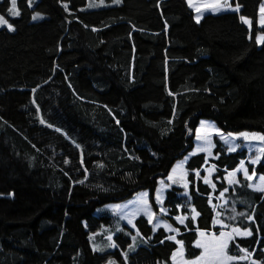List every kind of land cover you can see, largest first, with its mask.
Masks as SVG:
<instances>
[{"label":"trees","instance_id":"16d2710c","mask_svg":"<svg viewBox=\"0 0 264 264\" xmlns=\"http://www.w3.org/2000/svg\"><path fill=\"white\" fill-rule=\"evenodd\" d=\"M262 2L234 0L239 11L198 22L187 0H0L11 26H0V264H173L164 228L143 215L138 234L112 228V212L97 209L143 190L157 208L159 180L194 148L202 119L264 135ZM214 143L217 195L247 150ZM205 161L190 156L189 195L174 187L163 203L187 259L202 252L199 229H219L213 191L196 178ZM249 169L264 174V154ZM239 182L228 205L251 236L227 251L252 256L231 264H264V193Z\"/></svg>","mask_w":264,"mask_h":264},{"label":"rangeland","instance_id":"374dc122","mask_svg":"<svg viewBox=\"0 0 264 264\" xmlns=\"http://www.w3.org/2000/svg\"><path fill=\"white\" fill-rule=\"evenodd\" d=\"M189 6L195 11V17L198 22H200L206 14H218L221 12H228L237 10L238 5H234V0H187ZM244 22L251 27L252 22L248 17L243 18ZM7 22V21H6ZM10 26L9 22L0 23V26ZM258 25L260 27H264V0L260 6V13L258 17ZM257 41L259 44H262L264 41V32L259 31L257 35ZM222 133V134H219ZM246 134V135H245ZM219 136L227 145L228 149L231 151L236 150L237 142L241 139H244L241 142L245 143V147L248 148V164L256 165L257 162L263 156L264 151V140L258 139L259 137H264L263 134L259 132H229L224 133L221 132L216 126L215 122L208 119H202L197 131H196V141L195 147L191 152H189L184 158L178 160L173 166L171 172L164 179H160L158 183V188L156 192V201L157 208H155L149 200V194L147 190H143L138 192L132 198L121 202H114L104 205L103 207H98L97 211H101L103 208L109 209L112 214L115 216V221L112 228H120L122 222H124L127 226H129L136 234L140 233L139 229L136 225V220L139 216H145L149 221L151 217V225L154 231H157L160 228H164L167 232H170L172 236L175 237V241L180 244V247L176 249L173 255L174 264H191L192 261L197 260L199 257L194 259H187L184 255V247L183 243L180 242L177 238L178 229L173 226L171 221L169 220V210L164 206V199L166 197V191L168 189L178 187L180 189V194L189 195V179H188V169L186 168V163L188 158L191 155L196 153H204L206 156V162L203 166V172L198 171L196 173L197 179H201L204 183H206L212 190L216 189V184L214 182V175L217 171V167L213 163V159L216 158L214 154V137ZM198 137H200L198 139ZM242 146V144H241ZM246 161H243L238 169L233 172L227 173L225 176L226 181L229 187H232L238 182L240 176H245V171L247 172V176L250 174L248 172ZM178 165H182V167L177 168ZM173 169H176L174 172ZM250 176V175H249ZM172 177V179H169ZM252 185L254 187L264 188V182L260 181L258 178L261 177L259 174H253L251 176ZM207 181V182H206ZM147 195H143V194ZM223 193V195H221ZM219 195L211 194L210 203L215 209V217L214 223L218 225V227L222 228L219 232L212 230L211 232L203 231L205 234L202 238L201 235L198 241H203L208 245L209 252L204 264H214L215 256H216V248L213 242L210 241V237L217 236L219 237L221 233L228 234V232H233V228L238 229L237 222L238 211L229 206V196L228 190L221 192ZM159 197V199H157ZM183 218L185 223V216L179 214L175 216L174 219L178 222L177 218ZM193 217H197L196 212H193ZM219 221L220 223H217ZM181 224V223H180ZM169 226L176 231H170ZM241 228V227H240ZM231 229V231H230ZM227 230V231H226ZM110 229H105L103 232L109 233ZM100 233V232H98ZM234 233V232H233ZM97 233H92L91 239L95 241ZM111 237V241H113V235L109 234ZM227 239V235L225 236ZM230 240H228L229 243ZM182 243V247H181ZM93 248H99V242L92 243ZM204 249V248H203ZM247 254V255H246ZM241 259H252L251 255L246 253ZM202 256V255H201ZM118 261L110 260L107 264H118ZM255 262V260L253 261Z\"/></svg>","mask_w":264,"mask_h":264},{"label":"snow or ice","instance_id":"6c2138e0","mask_svg":"<svg viewBox=\"0 0 264 264\" xmlns=\"http://www.w3.org/2000/svg\"><path fill=\"white\" fill-rule=\"evenodd\" d=\"M12 3H13V8H15V0H12ZM12 14L13 15H19V13L15 12V11H13ZM33 19H36V17H33ZM0 23H7V22L3 19V17H0ZM9 28L11 29V26H9ZM199 138L200 137H198V139ZM258 139L264 140V137H259ZM180 167H182V165H178L177 166V168H180ZM173 171L175 172L176 169H173ZM245 176H247V172L246 171H245ZM248 178L251 179L252 177H248ZM169 179H172V177H169ZM258 179L260 181L264 182V176H261ZM256 190L264 191V188L257 187ZM225 191H227V189H225ZM143 195H147V194L145 193ZM221 195H223V193H221ZM157 199H159V197H157ZM192 211L195 213V209H193ZM196 215H198V213H196ZM177 219L179 220V222L181 224L184 223V219L183 218H179L178 217ZM150 222H151V217H150ZM217 223H220V222L217 221ZM169 230L170 231H176L175 229H172L170 226H169ZM232 231L235 232L237 235H241V236H243V235H251V232H240L239 229H235V228ZM200 235L203 238L205 234L203 232H201ZM226 235H227V239H225ZM167 238L171 239V240H175L174 236H170V237H167ZM109 239H111V237H109ZM209 239H210L211 242H213V244L215 245V248H216V256H215L214 264H226L227 261H231L233 259L231 256H229L227 254V251H226L227 247H228V240L232 239L231 233H228V234L221 233L219 237L212 236ZM197 246L204 248V254L202 256H200L197 260L192 261L191 264H204V262H205V260L207 258L208 252H209L208 245L206 243H204L203 241H198L197 242ZM181 247H182V243H181Z\"/></svg>","mask_w":264,"mask_h":264},{"label":"crops","instance_id":"0c3cea01","mask_svg":"<svg viewBox=\"0 0 264 264\" xmlns=\"http://www.w3.org/2000/svg\"><path fill=\"white\" fill-rule=\"evenodd\" d=\"M238 9L237 10H234V11H239V9H240V7L238 6L237 7ZM220 130V129H219ZM221 131V130H220ZM222 132V131H221ZM225 133V132H224ZM219 134H222V133H219ZM217 136V135H216ZM221 139V138H220ZM222 140V139H221ZM244 139H241V140H239L238 142H237V148H236V150H234V151H231L230 149H228V151L229 152H235V151H237L238 149H241V148H244V149H246L247 150V158L246 159H244L243 161H246V164H248V160H249V156H248V148L247 147H245V143L247 142V140H245V142H241V141H243ZM195 141H196V139H195ZM222 142L225 144V142L222 140ZM241 144H242V146H241ZM264 144V143H263ZM226 145V144H225ZM227 146V145H226ZM195 147V146H194ZM214 148H215V143H214ZM193 150V149H192ZM191 150V151H192ZM190 151V152H191ZM202 153V152H201ZM196 154H199V153H196ZM263 154H264V151H263ZM195 155V154H194ZM192 156V155H191ZM205 158H206V156H205ZM216 158H217V156H216ZM189 159V158H188ZM215 159V158H214ZM263 159V156L261 157V159L257 162V164L256 165H253V164H248V166H247V169H248V172L250 173L249 175H248V177H251L254 173L255 174H259V176H264V174H262V173H258V172H256L255 170H251L250 171V169H249V165H252L254 168L258 165V163L261 161ZM242 161V162H243ZM241 162V163H242ZM205 163H207L206 161H205ZM214 163V162H213ZM241 163L235 168V169H233V170H226V174H225V176L227 175V173H230V172H233V171H235L236 169H238L239 168V166L241 165ZM215 164V163H214ZM205 165V164H204ZM215 166L217 167V165L215 164ZM217 169H218V167H217ZM217 172V171H216ZM216 174V173H215ZM248 177H245L244 176V178L245 179H247V181H248V187L251 189V190H254V191H259V190H256V187H254L253 185H252V181H251V179H249ZM197 178V177H196ZM226 179V178H225ZM206 184V183H205ZM216 184V183H215ZM238 184H240V182H239V179H238V182L235 184V185H238ZM235 185H233L232 187H229V185H228V188H227V190H228V193H229V189L230 188H233ZM216 188H217V186H216ZM216 190V189H215ZM215 190H212L213 192L211 193V194H214V191ZM223 191H225V190H223ZM222 191V192H223ZM261 192H263L264 193V191H261ZM221 193V192H220ZM219 193V194H220ZM227 193V194H228ZM219 194H217V195H219ZM214 195H216V194H214ZM211 196V195H210ZM211 204V203H210ZM215 210V209H214ZM196 213H198L197 211H195ZM239 215H242V213L241 212H239L238 213V216ZM198 216H199V213H198V215H197V217L195 218L194 217V219L196 220L197 218H198ZM215 217V216H214ZM254 220V214H252L250 217H248L247 218V221H253ZM183 224H185V223H183ZM182 224V225H183ZM236 225H238V229L240 230V232H251V230H250V228H248V227H243L241 224H238V221L235 223ZM213 226L214 227H218V225H215V223H214V218H213ZM219 229L218 230H215V229H212V230H215L216 232H219L222 228H220V227H218ZM234 229V228H233ZM236 229V228H235ZM212 230H204V229H199L198 230V239L196 240V242H195V244H196V246H197V242H198V240H199V237H200V233L201 232H203V231H207V232H211ZM227 231V230H226ZM230 231H231V229H230ZM169 234H170V232H168ZM229 233V232H228ZM231 233V235H232V239H229L230 241H229V243L231 242V241H233V240H235L236 238H247V237H250L251 235H243V236H241V235H237L235 232L233 233V232H230ZM178 235V234H177ZM170 236H172L171 234L169 235V237ZM180 241V240H179ZM180 242H182V241H180ZM183 243V242H182ZM229 243H228V245H229ZM177 248L176 249H178L179 247H180V244L179 243H177ZM183 247H184V245H183ZM201 248V250H202V252L200 253V255L199 256H201V255H203L204 254V249L202 248V247H200ZM228 248V247H227ZM176 251V250H175ZM174 251V252H175ZM227 251V250H226ZM174 252H173V254H172V257H171V260H172V263L174 264V261H173V255H174ZM246 253H248L247 251H244L243 253H242V255L241 256H232V255H230L229 253H228V251H227V254L229 255V256H231L233 259L231 260V261H227L226 262V264H231V263H235V262H241V261H245V260H247V259H241ZM247 255V254H246ZM199 256H197V257H199ZM196 258V257H195ZM194 259V258H193ZM252 260V259H251ZM254 260V259H253ZM255 263H258V264H263L261 261H259V260H255Z\"/></svg>","mask_w":264,"mask_h":264}]
</instances>
